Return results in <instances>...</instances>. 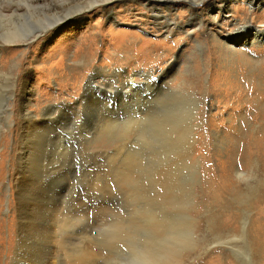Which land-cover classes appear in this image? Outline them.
<instances>
[{"label":"rangeland","instance_id":"obj_1","mask_svg":"<svg viewBox=\"0 0 264 264\" xmlns=\"http://www.w3.org/2000/svg\"><path fill=\"white\" fill-rule=\"evenodd\" d=\"M32 1L0 0V264L29 262L35 218L26 202L37 184L24 182L41 159L49 197L62 194L54 209H40L44 252L33 264H78L86 256H96L87 264H143L144 247L169 239L161 257L168 264H264V0L181 1L155 13L122 0L113 22L88 12L66 29L49 25L27 48L6 42L7 30L28 23L39 31L53 22L46 13L61 16L73 2ZM89 32L92 41L82 42ZM123 37L134 44H113ZM148 71L156 86H148ZM89 76L83 109L76 101ZM128 80L149 84L123 103L98 89L120 90ZM24 84L31 111L38 101L70 106L60 137L39 124L38 143L19 154L24 128L17 118L9 123L3 106L7 91ZM166 231L181 240L170 232L157 238Z\"/></svg>","mask_w":264,"mask_h":264},{"label":"bare ground","instance_id":"obj_2","mask_svg":"<svg viewBox=\"0 0 264 264\" xmlns=\"http://www.w3.org/2000/svg\"><path fill=\"white\" fill-rule=\"evenodd\" d=\"M35 1V0H34ZM44 1V0H43ZM135 1H138L140 6H142V8L148 10V11H152L153 13H155V11H159V9H170V8H175V6L177 5H180L183 1H186L187 3L188 2H191L192 0H135ZM182 1V2H181ZM196 1V0H195ZM220 2L223 3L222 0H219ZM255 0H249V2L251 4L254 3ZM31 2H33L31 0ZM37 2V1H36ZM41 2V1H40ZM120 2H122V0H73L72 4H70L71 6L68 7L70 8V11H68L67 9V13L65 12V14L61 15V16H58V15H55L56 13L54 12L55 9L54 8V13L55 14H47L46 13V16L45 18L48 19L49 17H53V22L51 23H46V25H44L43 29H39L36 30L38 31L36 33L35 28L32 29V27H28V23H24L22 26H20L19 28L17 29H14V30H7L5 33H4V36L3 38H5V41L8 43L9 42H12V43H16L18 44L19 46H22L23 48H27L33 41L35 38L39 37L37 35H39L40 33L43 34V38H44V35L47 34V31H48V26L49 25H53L54 29L55 30H62V29H66L68 28V26H70L71 24H74V23H77L79 22L81 19H83V17H85V14L88 13V12H100L101 13V17L107 19V20H111L112 22L114 21L115 17H116V12L114 11V3H117L119 4ZM197 2V1H196ZM200 2V1H199ZM204 2V3H208V4H214L215 0H201V3ZM34 3V2H33ZM56 3V2H55ZM58 3V2H57ZM56 3V6L58 8V5ZM38 4V2H37ZM36 4V5H37ZM40 4V3H39ZM50 5V4H49ZM48 5V6H49ZM52 5V4H51ZM62 5V4H61ZM34 6V5H33ZM55 6V5H54ZM37 7V6H36ZM42 7V6H41ZM50 7V6H49ZM43 8V7H42ZM46 8V7H45ZM61 10V9H60ZM128 10V9H126ZM40 11V10H39ZM46 11H47V8H46ZM44 10V12H46ZM50 12V10H49ZM57 12V11H56ZM40 13V12H39ZM42 14V13H41ZM44 15V14H43ZM134 15V14H133ZM159 18H161V15L159 14V12H157L155 14V20L157 21ZM49 20H47L48 22ZM25 25L27 27H25ZM192 25V24H190ZM194 25V24H193ZM92 30L93 31H98L99 33L102 32L101 28L98 26V25H93L92 26ZM192 27V26H190ZM51 28V26H50ZM189 29V28H188ZM35 31V32H34ZM50 31H52V29H50ZM40 32V33H39ZM44 32V33H43ZM261 33L262 30H255V33ZM36 33V34H35ZM92 32H89L86 36H84L82 38V42L87 40V41H92L93 39V36H94V32L93 34H91ZM97 33V34H99ZM41 34V35H42ZM103 34V33H102ZM101 35V33L99 34ZM41 38V37H40ZM39 38V39H40ZM115 39V42L113 44H115V46H117V44H121L122 42L128 44L130 41H126V39L123 37L122 39ZM253 39V38H252ZM81 42V43H82ZM134 39L133 41H131L130 43L134 44ZM117 43V44H116ZM229 45V44H228ZM229 48V46H225V48ZM7 49V47H6ZM11 50V49H10ZM13 50V49H12ZM11 50V51H12ZM35 49H33L32 51H34ZM108 50V49H107ZM142 50H145V48H143L142 46L138 47L137 48V51H141ZM9 51V49H8ZM10 52V51H9ZM134 53V52H133ZM11 54V53H10ZM13 54V52H12ZM114 54V53H113ZM125 55V54H124ZM149 56V54H148ZM126 57V56H125ZM2 58V57H1ZM62 59V58H61ZM2 60V59H1ZM1 60H0V63H1ZM149 60V59H148ZM144 62V61H143ZM4 63V62H3ZM16 64H19V63H16ZM15 64V65H16ZM18 66V65H17ZM13 67V66H12ZM43 67V66H42ZM14 68V67H13ZM45 68V67H44ZM97 71V70H95ZM119 72V71H118ZM1 73V72H0ZM97 73V72H96ZM81 74V73H80ZM144 75L145 76V79H150L151 81V84H149V82L147 83H144L145 86H147V84H149L148 86L152 87V86H156L157 85V82L159 80H156L157 77H152L153 76V73L152 71H148V72H144ZM83 75V74H82ZM92 75V74H91ZM96 75V74H95ZM13 76V75H12ZM80 76V75H79ZM9 77V76H8ZM120 77V76H119ZM167 77V75H166ZM13 78V77H12ZM93 78L94 76H89L88 77V81H87V85L85 86L83 92L80 94L79 98L77 99L76 101V104L77 106L79 105V107H82L83 109H86L87 108V101H88V92L87 91H90L92 89L91 87V83L93 81ZM15 79V77H14ZM20 79V77L18 78ZM112 79V78H111ZM22 80V79H21ZM131 80V79H130ZM14 81V80H13ZM12 81V82H13ZM119 81V80H118ZM134 81V80H133ZM148 81V80H147ZM12 82L10 84H12ZM120 82V81H119ZM122 82V81H121ZM22 83V82H21ZM24 83V82H23ZM141 84H138V83H135V82H132V81H126V82H123V86L120 87V90H116L118 88L113 89V86L109 85V83H103L101 84V86L98 88L100 91H102L107 98H111L112 97V94L116 97H119L120 100L122 101V99H126V100H129L130 98L132 97H135V94H137L136 92L139 90V88L141 87ZM14 84V83H13ZM16 84V83H15ZM20 84V83H19ZM28 84V83H27ZM133 85H135L136 87H134ZM11 86V85H10ZM99 86V85H98ZM13 87V86H12ZM11 87V88H12ZM143 88V87H142ZM155 89V88H154ZM27 87H26V84L24 85H21V86H14L11 91H7V95H8V99H6L5 101V104L3 106V111L4 113L6 112L7 114V118H8V121L9 123H11L15 118H17V128L19 129L20 128H24V131L21 132V135H20V138L18 140V147H17V151L19 152V154L23 153L25 148H27L28 146H31L33 144H37L38 141H39V138L41 136L39 135H33L32 132L35 131V130H38L40 129L41 126H39V124H45L47 125V128L49 129V132L51 134H49V137L52 139L53 138H58L60 137V132L57 131L58 129L61 128V125L65 124L67 122V114L65 113V108L70 106L69 104L65 103V102H59L57 104H46L44 107L40 106L41 104L38 103L36 104V112L34 111H31L29 109H27V101H28V98H27ZM94 91V90H93ZM87 92V93H86ZM135 92V93H134ZM145 93V92H144ZM147 93V92H146ZM149 95V94H148ZM137 97V96H136ZM114 98V97H113ZM133 99V98H132ZM125 101V100H123ZM122 101V103H123ZM139 101V100H138ZM136 102V101H135ZM90 104V103H89ZM107 104V103H106ZM109 105V104H108ZM122 105V104H121ZM35 106V105H33ZM103 106V105H102ZM107 107V106H106ZM182 109V108H181ZM35 110V109H34ZM83 111V110H82ZM87 111V110H86ZM88 112V111H87ZM91 112V111H90ZM38 117H40L39 119H41V121L38 120ZM77 118V117H76ZM91 118V117H89ZM76 120V119H75ZM107 120V119H106ZM104 123H105V120H102ZM81 122V121H80ZM86 122V121H85ZM72 123V122H71ZM81 124V123H80ZM92 124V123H90ZM83 125V124H82ZM88 125V124H87ZM86 125V126H87ZM90 127V126H89ZM77 128V127H76ZM51 129V130H50ZM62 129V128H61ZM69 129V128H68ZM84 129V128H83ZM82 129V130H83ZM74 131V130H73ZM78 131V130H77ZM76 131V132H77ZM75 132V131H74ZM38 133V132H37ZM32 134V137L31 139H29V142L27 140L28 136H30ZM75 134V133H74ZM64 135V134H63ZM65 136V135H64ZM68 136V135H67ZM73 136V135H72ZM62 137V136H61ZM35 139V140H32V139ZM16 140V139H15ZM27 140V142H26ZM15 143V141H14ZM185 144V143H184ZM39 148L42 146V144H38ZM53 147V146H52ZM60 147V146H59ZM28 149V148H27ZM62 151V150H61ZM18 154V155H19ZM32 155V154H31ZM34 155V154H33ZM36 155V154H35ZM34 155V157H35ZM47 155V154H46ZM61 155V154H60ZM16 156V155H15ZM18 157V156H16ZM24 157V155H23ZM21 159V158H20ZM55 159H58V158H55ZM60 159V158H59ZM113 160V159H112ZM23 161V160H22ZM21 161V162H22ZM31 161V160H30ZM45 159H41L39 160V162L34 165L33 168H31L30 166V170H29V174L27 175V182H24V185L27 187H32L33 185H36L37 186L29 193V199L27 200L28 202L26 203H29V209L32 213V215L34 216V221H31L29 222V232L27 234V237H28V240L32 243V247H34V249L32 248L29 252V254H27V259H29V262L26 263V264H33V263H39L42 259H43V252H41L40 249H42L44 247V244H42V240H43V233H39L37 232V229H40L41 227H43V224L45 223V221L47 220V212H40V209L47 206V203H49L50 207H52V209H54L57 205L58 202H56V196H59L61 195L62 193V190H58V189H55L58 185L54 186L55 190H51L52 191V195H50L49 197V193H47L50 189V180H48L49 178V170H45L41 177H40V169L38 170V168H42L43 166V163H44ZM52 162V161H51ZM114 162V161H113ZM17 163V162H16ZM33 163V162H32ZM36 163V162H35ZM58 163V162H57ZM19 164V163H18ZM17 164V165H18ZM113 164V163H112ZM22 165V163H21ZM53 165V164H52ZM16 166V165H15ZM19 168L16 167V172L15 174L20 170L21 166L18 165ZM47 166V165H46ZM26 167V166H25ZM24 167V168H25ZM44 169V168H43ZM123 171V170H122ZM40 172V173H39ZM61 174V173H60ZM16 178V177H15ZM14 178V179H15ZM19 178V177H18ZM20 181V179H19ZM119 182V181H118ZM98 186V185H97ZM52 187V186H51ZM120 187V186H119ZM20 188H22L19 183H15V189L16 190H20ZM33 188V187H32ZM107 188V187H106ZM62 189V188H60ZM102 189V188H101ZM22 190V189H21ZM104 190V189H102ZM29 191V189H28ZM17 193V192H16ZM108 193H109V190H108ZM58 198V197H57ZM60 200V199H59ZM158 202V201H157ZM25 203V204H26ZM31 205V207H30ZM28 207V204L26 205ZM49 209V208H48ZM100 213V212H99ZM156 219V218H155ZM169 220V219H168ZM172 220V219H171ZM173 221V220H172ZM153 222V221H152ZM171 222V221H169ZM173 223V222H172ZM163 224V223H162ZM169 224L171 225V223H168V226ZM55 222L50 225L48 227V231H52V229L54 228L55 226ZM149 226L151 227H155L156 225L153 223L149 224ZM136 228V227H135ZM149 228V227H148ZM154 229V228H152ZM163 230V229H162ZM170 231H166V232H161V234H156L158 235L159 237L157 238H160V236H163V237H166L165 235H167ZM171 235H173V237L169 234L168 237L171 236V238H176L177 240H181V234L179 235V233H177L176 231L174 232H170ZM173 233V234H172ZM161 237V238H163ZM167 237V238H168ZM35 238V242L31 239ZM166 239V238H165ZM169 239V238H168ZM157 240V239H156ZM159 240V239H158ZM171 240V239H169ZM169 240H166V244H161L162 246H160V248L158 246H146L144 247L142 250H141V260L143 262V264H168L167 263V259H166V263H165V260H163L161 257L164 255V251L167 249L168 245H170V241ZM147 241V240H146ZM150 241V240H149ZM161 241V240H160ZM59 243V242H58ZM153 243V242H152ZM158 243V242H157ZM173 243V241H172ZM148 244V243H147ZM176 244V242H175ZM60 245V244H59ZM58 245V246H59ZM149 245V244H148ZM177 245V244H176ZM136 246V245H135ZM171 246V245H170ZM17 247H21V245L19 244ZM60 248V247H59ZM154 248V249H153ZM170 250V249H169ZM140 252V251H139ZM167 251H165L166 253ZM41 256H40V255ZM134 255V254H133ZM39 256V258H38ZM166 257H170L171 256V252L167 253V255H165ZM164 256V257H165ZM137 257V256H136ZM135 257V258H136ZM37 258H38V262L37 261ZM173 258V257H172ZM73 259V258H72ZM96 259V256H86L84 257L82 260L79 261L78 264H87L89 262H91V260H95ZM138 260V259H137ZM163 260V261H162ZM172 261V259H171ZM72 262V261H70ZM174 262V261H173ZM42 263V262H41ZM172 263L170 262L169 260V264ZM71 264V263H69Z\"/></svg>","mask_w":264,"mask_h":264}]
</instances>
